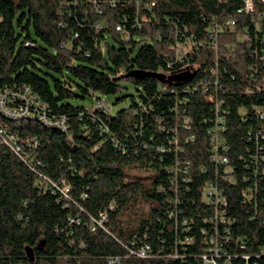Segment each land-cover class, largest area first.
<instances>
[{
    "label": "trees",
    "instance_id": "1",
    "mask_svg": "<svg viewBox=\"0 0 264 264\" xmlns=\"http://www.w3.org/2000/svg\"><path fill=\"white\" fill-rule=\"evenodd\" d=\"M251 2L0 0V264H264Z\"/></svg>",
    "mask_w": 264,
    "mask_h": 264
},
{
    "label": "built area",
    "instance_id": "2",
    "mask_svg": "<svg viewBox=\"0 0 264 264\" xmlns=\"http://www.w3.org/2000/svg\"><path fill=\"white\" fill-rule=\"evenodd\" d=\"M264 1V0H263ZM246 6H247V10H250L252 7V2L251 0H246ZM230 25L233 24V22L229 21L228 22ZM223 28L218 29V31H222ZM179 56H182V51L179 49ZM25 95H14V97H19L21 98V100L24 102L25 106H21L20 108H16V109H9L7 107L8 104V100H9V96H10V91L5 90L3 88H0V109L8 116L13 117V118H17L20 119L22 117H26L31 113V107L33 106V103H35V105L37 106L36 109L41 110L42 113L40 114V120L42 122H44L47 125H57L59 127H62L63 130H65L67 127L65 126V121H53L51 120L47 115H46V107L42 104H40L38 101H35V99L32 97H27L26 95L29 92L28 89L25 90ZM260 114V118H264V108L259 112ZM228 160L226 158H223V163H227ZM66 192H68V189H66ZM106 219V216H103V219L100 221V224L103 222V220ZM146 255L145 251H141L140 256L144 257ZM206 260V264H217V262L215 261V257L214 255L211 257H205Z\"/></svg>",
    "mask_w": 264,
    "mask_h": 264
},
{
    "label": "water",
    "instance_id": "3",
    "mask_svg": "<svg viewBox=\"0 0 264 264\" xmlns=\"http://www.w3.org/2000/svg\"><path fill=\"white\" fill-rule=\"evenodd\" d=\"M188 77H189V72L181 74V75H178V76H172L169 79L171 81H181V80L186 79ZM28 253H29L30 257L32 258L33 254H32V250L30 248H28Z\"/></svg>",
    "mask_w": 264,
    "mask_h": 264
},
{
    "label": "rangeland",
    "instance_id": "4",
    "mask_svg": "<svg viewBox=\"0 0 264 264\" xmlns=\"http://www.w3.org/2000/svg\"><path fill=\"white\" fill-rule=\"evenodd\" d=\"M133 173L140 178H148L150 175H152L151 172H144V171H134Z\"/></svg>",
    "mask_w": 264,
    "mask_h": 264
}]
</instances>
